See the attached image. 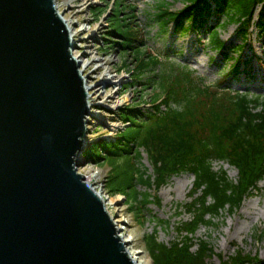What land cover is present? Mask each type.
<instances>
[{"label": "rangeland", "instance_id": "1", "mask_svg": "<svg viewBox=\"0 0 264 264\" xmlns=\"http://www.w3.org/2000/svg\"><path fill=\"white\" fill-rule=\"evenodd\" d=\"M70 1L72 4L68 5ZM58 2L62 18L71 20L76 33V43L73 41L71 52L75 55L89 54L83 59L84 65L95 59L84 75H81L82 78L86 77L91 87H98L96 91L100 95L99 98H93L87 116L85 147L78 157V172L84 176H94L92 186L111 203L110 215L120 224L118 234L130 242V253L139 262L147 264H156L157 258L164 261L165 249L182 234L178 225L191 220V215L184 209L195 198L191 196L194 175L184 172L171 178L167 184L147 190L159 198V204H150L148 209L135 214L130 209L135 185L134 174L139 169H146L147 174L154 171L148 154L144 151L143 159L137 160L132 153L113 156L106 149L113 144L126 145L121 137H124V131L131 125L122 117V111L132 106H137L145 113L154 111V96L165 92L162 76L174 70L178 73H192L196 80L210 86L211 91L223 84L220 90L228 88L241 94L264 98V38L257 25L261 5L255 7L254 25L244 38L236 24L224 23V17L220 20L214 14L205 17L208 18L205 23L200 21L201 25L204 24L203 27L200 25L188 33L176 32L174 23L164 28L161 21L157 22L156 15L160 9L168 5L167 8L172 11H180L186 4L183 0ZM119 2L127 6V11L119 13L114 8ZM212 5L215 8L213 2ZM100 7L104 14L96 16L94 10ZM114 10L115 15L112 16ZM125 17H131L127 21H131L130 28L137 32L135 38L139 42L135 43L140 46L126 54L114 44V41L120 42L122 39L118 35L111 36L107 33L110 30L109 23L114 26ZM213 28H219L226 50L216 51L213 48ZM243 44L244 49L239 51V46ZM144 53L157 56L160 64L141 74L137 73L136 57H142ZM237 63L241 67L236 71ZM84 65L82 63L81 66ZM98 67L102 69L96 71ZM154 75L158 77L156 84L152 85L136 79L141 77L139 80H149ZM96 91L90 94L93 95ZM115 93L117 95L111 98ZM118 99L123 101L121 105L115 104ZM171 106L177 108L174 103ZM165 108L162 106V109ZM213 166L217 171H226L231 180L239 177L238 169L227 162L217 160ZM257 188L258 191H253L244 199L239 210L226 209L211 226L201 227L196 232L192 252H198V240H202L213 250L205 255V264H222L238 252H243L245 256H258L264 261V179ZM138 189L141 192L146 190L142 186H138ZM152 235L162 245V253L159 255H152V250L148 247L147 236Z\"/></svg>", "mask_w": 264, "mask_h": 264}, {"label": "water", "instance_id": "2", "mask_svg": "<svg viewBox=\"0 0 264 264\" xmlns=\"http://www.w3.org/2000/svg\"><path fill=\"white\" fill-rule=\"evenodd\" d=\"M73 46L54 0H0V264H137L78 172L89 106Z\"/></svg>", "mask_w": 264, "mask_h": 264}, {"label": "trees", "instance_id": "3", "mask_svg": "<svg viewBox=\"0 0 264 264\" xmlns=\"http://www.w3.org/2000/svg\"><path fill=\"white\" fill-rule=\"evenodd\" d=\"M183 1L186 4L180 11H172L167 8L168 5L160 9L156 15L157 22L161 21L164 28L174 23L176 32L188 33L198 28L201 20L205 23L208 19L205 17L214 14L220 20L224 17V23L236 24L245 38L253 26L255 7L261 5L257 25L264 38V0ZM115 7L119 13L127 11V6L120 2ZM94 14L100 16L104 12L100 7L94 10ZM132 17L135 19V16ZM128 19L131 17L122 18L114 26L109 23L110 30L107 32L122 39L120 42L114 41V44L125 54L140 48L135 43L139 42L135 38L137 32L130 28L131 21ZM213 29V48L216 51L226 50L219 28ZM244 47L245 44L239 46L238 50L242 51ZM136 59L137 73L141 74L160 64L159 58L151 54L144 53ZM239 68L240 63H237L236 71ZM157 77L136 79L152 85L156 84ZM162 80L165 92L154 96V111L145 113L137 106L122 111V117L131 125L123 133L126 140L121 137L126 145L113 144L106 150L113 156L132 153L137 160L143 159L144 151L148 154L154 171L147 174L146 169H139L134 174L130 209L135 214L145 211L150 204H159V198L147 190L167 184L171 178L184 172L194 175L191 196L195 198L184 209L191 215V220L178 225L181 236L165 249V260L157 258L156 264H205V255L213 250L198 240L199 250L196 254L192 252L196 232L201 227L211 226L226 209L239 210L244 199L253 191H258V184L264 179V98L228 88L220 90L223 84L211 91L210 86L196 80L188 71L178 73L174 70L164 74ZM171 103L177 108H173ZM162 105L166 107L165 110ZM217 160L238 169V179L231 180L226 171L215 170L213 163ZM138 186L146 190L141 192ZM147 239L152 255L161 254L162 247L156 238L152 235ZM222 264H264V261L258 256H245L243 252H238Z\"/></svg>", "mask_w": 264, "mask_h": 264}, {"label": "bare ground", "instance_id": "4", "mask_svg": "<svg viewBox=\"0 0 264 264\" xmlns=\"http://www.w3.org/2000/svg\"><path fill=\"white\" fill-rule=\"evenodd\" d=\"M54 4H55V6H56V8H57V10H58V12L59 13H61V5L59 4V2H58V0H54ZM68 5H71L72 4V1H70V2H68L67 3ZM63 21H64V23H65V25H66V28H67V30H68V32H69V35H70V38H71V40H72V42L74 41V44L76 43V40H75V38H76V33L74 32V27H73V23L71 22V20L70 19H68L67 17H65V18H63ZM89 54H87V53H85V54H82V55H75L74 54V52L72 51V56H73V58L75 59V61L79 64V71H80V73L82 74V75H84V73L87 71V69L90 67V65L95 61V59H94V61H89L87 64H85L84 65V58L85 57H87ZM90 60V59H89ZM82 63H83V65L84 66H81L82 65ZM102 69V67H98L97 69H96V71H100ZM95 71V72H96ZM83 84H84V87H85V90H86V92H87V103H88V106H89V110L91 109V104H92V101H93V98H96V97H100V95H98V91H96V90H98V87H96V88H94V87H91L88 83H89V81L86 79V77H84L83 76ZM92 91H96L93 95L92 94H90V92H92ZM115 95H117L116 93L115 94H112L110 97L111 98H114L115 97ZM123 103V101H121V100H116V102H115V104L116 105H121ZM93 179H94V176L93 175H86L85 176V180H86V182H88L91 186H92V181H93ZM190 183V182H189ZM187 184H188V182H187ZM93 187V186H92ZM95 189V188H94ZM100 195H101V197L103 198V200H104V203H105V206H106V208L108 209V211L110 212V214H112V212L110 211V202L108 203V201L105 199V197H103V194L100 192V191H98L97 189H95ZM114 223H115V225H116V227H117V229H118V232H119V228H120V224L118 223V221H114ZM122 241L124 242V244L126 245V249L128 250V244L130 243L128 240H126V239H122ZM128 252H129V255L132 257V259H134L136 262H137V264H147L146 262H139L131 253H130V251L128 250Z\"/></svg>", "mask_w": 264, "mask_h": 264}]
</instances>
